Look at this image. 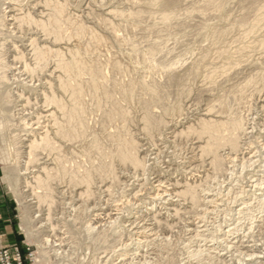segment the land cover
Listing matches in <instances>:
<instances>
[{
  "label": "bare ground",
  "instance_id": "6f19581e",
  "mask_svg": "<svg viewBox=\"0 0 264 264\" xmlns=\"http://www.w3.org/2000/svg\"><path fill=\"white\" fill-rule=\"evenodd\" d=\"M107 1L110 2L115 0ZM117 1L119 2V0ZM222 1L215 5V7L224 9L228 0L226 2ZM101 2L99 3L101 4ZM126 3L129 4V7L127 6L121 9L113 6L108 12L96 14V16L93 15L95 12L93 14L91 13L94 18L91 14L90 16L95 22H93V25L88 26L87 22L83 20L84 17L77 14L78 12H74V5L71 0H0V153L3 161L9 164V182L20 202V227L28 239H35L38 243H41L43 247L45 244L49 246L50 242L48 238L43 240V236L41 235L42 232H38L40 227H38V225H41L39 224L41 220H38L35 214L36 211H38L37 213L42 212V208L47 207V215L49 218L51 217V213L54 212L52 209L58 203L57 199L59 195L67 192L64 193L65 190H61L63 185L66 189L68 188L73 192L72 195L77 194L80 196L79 198L82 199V202L83 200L92 201L93 198H96V192L93 189L96 187L97 180L99 181L98 183L102 185L106 182L110 183L109 188L106 189L107 194H110L117 185L123 183L122 181V183H120L121 177L119 178L118 176L117 167L120 168L119 166H125L126 168L130 166L137 174L138 172H143L145 174L147 171V167H149L147 166V160L141 155L142 151H145V149L142 150L143 147L137 141V137L132 130V126L136 123L133 112L134 107L141 112L140 118L137 119V122H139L137 125H141L145 136L149 139L161 137L163 135L162 133L166 134L163 130L168 129L170 126V121L168 122L167 120L168 117L171 116L172 118L183 110L182 106L184 105H182V99L186 96V92L183 90V84L184 82L186 83L185 78L187 76L185 75L189 74L186 71V73H183L184 75L181 76L178 70L185 64L184 62H186L185 59L187 55H189L190 49L188 48V44L187 46L184 45L185 47H182L184 49H181L182 52L179 51L181 54L179 55V52L177 53L179 57L175 58V54L173 55L172 51L173 48L171 49L167 46V39L171 37L170 40H172L173 37H176L175 39L178 40L175 41V44L183 45L184 43L180 42L189 35H193L200 40L207 38L208 28L206 23H204L205 21L201 20L203 19V12L199 11V15H195L193 10L190 11L187 9L186 11L185 8V12H182V0H127ZM212 4H214V1L206 0L199 8L207 10L209 7L212 8ZM103 5H101V7H104ZM108 5H110V3ZM194 7L195 6H193V8ZM242 8L251 13V16L247 18L243 17L238 21V24L242 28L249 27L247 31L251 35L255 27L257 28L261 24H264V0L244 1ZM90 16L88 14V17ZM11 26H15L12 28H16L21 34L25 35L22 37L23 42L27 43L25 45L23 44L24 48L21 47V49L15 44V42L17 43L19 40L17 41V38H15V31L10 29ZM201 26L205 28L201 29ZM11 43L14 44L10 45ZM258 45L260 48L264 47V39ZM171 46L173 45L171 44ZM10 47H14V51H12L13 49ZM173 47L175 49V46ZM11 51L15 54H13V61L9 60ZM202 59L204 60V58ZM202 59L200 58V60ZM200 60H198V62ZM16 63H21V66H23V71H19V74H17L18 72L14 73L17 71L15 67ZM196 65L198 68V63ZM262 65L264 66V64ZM194 66L192 67L191 65L190 68H195ZM195 70L196 68L194 71L190 70L193 77L196 76ZM155 71H159V73L164 72L165 76L162 79L159 78V76L157 78L156 75H152V72ZM256 71H258V69L253 73ZM25 74L33 78L36 76H39L37 78H41L40 75H45L46 77L43 78L42 76L43 80L39 79L40 82L44 81L43 83L41 82L42 86L39 87L38 84L36 85L38 86L37 88H31V85H27V83H25L26 81L23 82L21 79L22 77H20ZM254 76L253 78H251L252 75L250 77L252 82H254ZM176 87L179 89L181 87L182 89L178 92H173V89L176 90ZM27 94H30V96ZM233 95L234 94L226 93L221 98L214 101L212 105L207 108L208 110L206 109L207 113L204 117L199 120L197 119L196 121L198 122L192 125L187 123L189 126L187 125V127L183 128L178 133L180 138L185 137L189 139L193 137L202 143V145L200 144L201 146L198 147L201 152L200 157L201 159L209 157V164L215 176L224 173L226 175V173L230 172L228 167L230 166L232 158L230 159V157H228L230 155L225 156L222 152H225L223 151L225 149H229L231 152L240 151L242 147L241 143L243 142H241V138L246 136L249 128L246 125L248 123H245L248 119H244L238 107L235 106ZM32 96L36 97V105L43 102V107L46 108V110L42 111L44 113L34 111L36 116L33 115L35 117L32 116L33 118H31L33 123L29 121L30 124L28 122H22L20 125L16 124L15 122L17 120H15L13 114L14 109L16 110V108L19 107V101L29 105L33 99ZM234 106L236 108H234ZM27 107L28 106H24V108ZM261 107H263V104ZM28 108L30 109V107ZM262 109L264 111V108ZM26 120L27 119H25V121ZM35 120L36 122H34ZM188 120L190 122V119ZM22 124H24V126ZM178 124L180 125L179 121ZM12 127H16V129H11ZM171 128L173 129V127ZM250 133H248V135ZM12 134L15 136H12ZM175 136H177V134H175ZM173 138L177 140L174 136ZM245 138L246 137L243 139ZM261 157L263 158V156ZM234 158L233 161H235ZM258 161L260 160L258 159ZM248 163H250V167L252 161ZM244 165L248 164L246 163ZM247 167L248 166H246V168ZM232 173L230 174L232 175ZM6 176H8L7 168ZM214 178L216 179V177ZM124 186L123 183V187ZM200 186L201 185L197 183H186L175 193L177 197L190 203V209L194 211H190V214L195 213V210L196 213L198 211L200 212L202 206H204V210L209 209V207L205 209V206L210 204L211 207L213 206V199L209 200L206 194L203 196L204 194H201L203 191L199 190ZM202 186L206 187V185L204 186V182ZM257 186L258 185H256V187ZM204 189L205 188H203V190ZM261 189L263 190V188ZM77 190H79V192ZM29 198L32 199L28 200ZM257 202L260 205V209L263 211L264 194L261 198L257 199ZM248 207L250 206L248 205ZM80 208L81 207H79V209ZM178 211L177 209L175 212L176 216L179 215ZM100 216L101 215L96 214V218L94 217L95 219L92 220L94 221L93 223L89 219L86 220V235L94 239L92 241L96 249H102L105 244L103 245L101 241L108 239L107 234H104L102 231L96 232V229L99 228L94 224L98 223L97 218ZM82 218L86 219V217ZM87 218H90V216ZM115 227L119 228L118 226ZM115 227V231L118 230ZM124 228L125 227H123V230ZM103 229L105 230V228ZM220 230L221 229H219V231ZM121 231H119V233ZM116 232L118 233V231ZM216 233H218V231ZM232 233L233 231H230V234ZM129 234L128 232V235ZM213 234L210 236H213ZM217 236L218 235H216V237ZM202 238L204 239L206 237ZM130 239L133 238L130 237ZM206 239L210 240L208 238ZM217 239H215V241ZM29 242L31 243V241ZM260 242L261 244L259 245H261V249H258V251L257 249H255V251L253 249L250 254L247 253L249 255L240 252V256H237L239 258L238 261L236 258L231 259L232 256H230V258L228 256V260H234L238 264H246L249 261H253V264H264V238ZM221 243L224 242L222 241ZM62 244H64V242H62ZM77 245L80 246L79 244ZM59 246L61 245L59 244ZM128 246L131 247L129 244ZM257 246H254V248ZM43 247L41 246V253L39 252L40 256L38 261L41 263L48 262L47 256L49 255L47 253L48 251ZM60 248L54 249L53 247L54 250H51L54 255L68 253V251L64 249V252H60ZM230 248L231 246L228 250H230ZM241 249H244V247ZM209 252H207V254ZM197 253L195 256L200 254ZM203 255H205V253ZM218 257H222V255ZM245 257L247 259H245ZM2 258L3 256L1 255V262ZM228 260L223 261L221 264H231Z\"/></svg>",
  "mask_w": 264,
  "mask_h": 264
},
{
  "label": "rangeland",
  "instance_id": "374dc122",
  "mask_svg": "<svg viewBox=\"0 0 264 264\" xmlns=\"http://www.w3.org/2000/svg\"><path fill=\"white\" fill-rule=\"evenodd\" d=\"M101 1L102 0H80V1L71 0V2H73L74 5L73 6L74 12L76 13L78 12L77 14L83 16L84 17L83 20L87 22L88 26L93 25V22H95L93 21L94 20L93 15L96 16V14H101L104 12L106 13V11L108 12V10H110L113 6L121 9L127 6L129 7V4L126 3L127 0H119V2L117 0H115L116 2L115 1L108 2L107 0H103L102 2ZM204 1L206 0H184V1L182 0L183 6H181V10L182 12H185V9L186 11L187 9L190 11L193 10V13L195 15H199V11L203 12V19L201 20L205 21L204 23H206V26L208 28L207 38H205L204 40H200L198 38H195L193 35H189L188 37L183 38L182 41L180 42V43L183 42L184 43L183 45L175 44L176 43L175 41L178 40L175 39L176 37L175 38L173 37L172 40H170L171 37L167 39L168 42L167 46L170 47L171 49L173 48L172 51H173V55L175 54L174 55L175 58L179 57L177 55L181 54L179 51L182 52L181 49H184L182 48L184 45L187 46L188 44L189 45L188 48L190 49V53L189 55H187V58L185 59L186 61L184 62L185 64L183 63L184 65H182L178 70L181 76H183L186 73V71L189 74V75H185L187 76L185 78L186 83L184 82L183 84V90L186 92V96H184L182 99V103H183L182 105H184L182 106V108L185 112L182 110L181 113L174 115V117L172 118L171 116L168 117L167 120L168 122L170 121L169 125L173 127V129L169 126L168 129L165 128L166 130H163V132L165 131L166 134L162 133L163 135L161 137H156L155 139H149L148 137L145 136L141 128V125L139 126L137 125L139 124V122H137V119L140 118L141 112H139L140 110L134 107L133 112L136 118V123L132 126V130L135 136L137 137V141L140 143V145H142L143 147L142 150L145 149V151H142L141 155L144 156L147 160L148 163L147 166H149L147 167L148 168L147 171L145 172V174L143 172L142 173L138 172L137 174L130 166H127L126 168L125 166H119L120 168L117 167L118 169L117 172L119 173L118 176L119 178L121 177L120 183L123 182L125 186L123 187V183L119 184L117 185L118 187L116 186L115 188H113L114 190L110 194H107L106 189L109 188L110 183L106 182L102 185L98 183L99 182L98 180L97 181L95 180L96 187H94L93 190L96 192V198L95 199L93 198L92 201L83 200L84 203L82 202V199L79 198L80 196H78L77 194L72 195L73 192H71L68 188L66 189V187L63 185L61 190L62 189H63L62 191L65 190L64 193L66 191L67 192L65 194L59 195V198L57 199L58 201L57 204H59L60 206L56 204L53 207L52 210L54 212L52 211L53 213H51V217L49 218L47 215L48 214V210H46L47 207H43L42 212L37 213L38 211H36L35 214L36 218L38 217V220L39 219L41 220V223H39L41 225H38V227L40 226L38 232L40 233L42 232L41 235L43 236V240H45V238L46 239L48 238L50 242L49 246L48 244L43 243L45 244L43 247V245H41V243H38L35 239H28V237L20 227V221H21L20 202L9 182V175H10L8 172L9 164L3 161V158L0 153V256L1 255L3 256L2 262L4 264H50V263L51 264H57V263L58 264H146V263L147 264H221L223 261L228 260V256L229 258L230 256H232L231 259L236 258V260L238 261L239 258L237 256H240L239 255L240 252H242L243 254L245 253L250 254V252L253 249L254 251L255 249H257V251L258 249H261V245L259 244H261L260 241L263 240L264 238V233H263L264 209L263 211L260 209V205L258 204L257 199L261 198L262 195L264 194V164H263L264 163V159H263L264 158V146H263L264 145V111L262 109L264 108V91H263L264 66L262 65L264 64V47L260 48L258 44L261 43L264 39V27H263L264 24H261L257 28L255 27L254 32L251 35L247 31L249 27L242 28L239 26L238 21H240V19H242L243 17L247 18L251 16V13H249L248 11L244 10V8H242L244 1L247 2L250 0H228V1L223 0L225 2L227 1L225 6L226 8L224 7V9L215 7V5H217L222 0H212L214 1V4H212V8L209 7L207 8V10L199 8ZM99 2H101V4ZM107 3L108 4L110 3V5H108ZM88 4H90L91 6ZM101 5H103L104 7H101ZM193 6L195 7L193 8ZM91 8L94 10H92ZM91 13L94 14L92 15ZM88 14L89 16L91 14L93 18L91 16L88 17ZM85 19H87L88 21ZM12 27L15 26H11L10 29L12 31H15L14 36L15 38H17V41L19 40L17 42L18 44L16 42L15 44L19 46V48L21 47L24 48L23 44L25 45L27 43L23 42L22 37L25 35L21 34L19 30H17L16 28L14 29ZM204 28H205L204 26H201V29ZM16 36H18L19 39ZM13 44L14 43H11L10 45ZM171 44L175 46V49L173 46H171ZM10 48L13 49L12 51H14V47L13 48L10 47ZM12 51L10 53L11 57L9 60L13 61L15 54ZM200 58L201 59L204 58V60L203 59L200 60ZM198 60L200 61L198 62ZM197 63L199 66L198 68L196 65ZM21 65H22L21 63L20 64L16 63L15 67L17 68V71L14 70L15 71L14 73L18 72L17 74H19V71L20 72L23 71V66ZM191 65L192 67L196 65L194 67L196 68L195 72L197 77L196 76L193 77L191 75L190 70L194 71L195 69V68H190ZM257 69L258 71L253 73ZM155 72H152V75H156L157 78L159 76V78L162 79L165 76L164 72L163 73L161 72L159 73V71H155ZM253 74L256 75L254 76ZM40 76L41 78H37L39 76L33 78L31 76H26L25 74L20 77H22L21 79L23 80V82L26 81L25 83H27V85H31V88L32 87L37 88L38 86L39 87L42 86L41 82L42 83L44 82V81L40 82L39 79L43 80V78L46 77L45 75H40ZM253 76H254L253 79L254 82H252L250 79V77L253 78ZM31 79H36V80H31ZM37 80L40 83H38ZM181 87L180 89H182ZM180 89L176 87V90L173 89V92L175 91L178 92ZM223 93L234 94L233 95L234 96L233 99L235 100L234 104L236 107H238V110L242 113L244 119L246 120L248 119V121L245 123H248L246 125L250 129L246 126L248 128V131L246 133V136L244 137H246L247 139L246 138H245L246 140L243 139L244 137L241 138V142L243 141L241 143L242 146L240 149L241 152L240 151L231 152L229 149H225L223 150L225 152H222V154H224L225 156L230 155L228 157H230V159L232 158L230 162V166L228 165L230 172L226 173V175L224 173L215 176L212 173L209 164L210 163L209 157L208 158L204 157L202 159L200 157L201 152L198 147L201 146L202 143H200V141H198L196 138L193 137L189 139L185 137L180 138L178 136V133L183 128L187 127L189 123H190L189 125H192L198 122L196 121L197 119L199 120L200 118L204 117V115L207 113L208 110L207 108H209L214 101L218 100L223 95H225ZM27 95L30 96V94ZM32 97L33 99L29 105H27L25 102L19 101V107H17L16 110L14 109L13 114L15 120H17L15 122L16 124L20 125V123L22 122L29 123V121L33 123V120H31V118L36 116L34 114V111L35 112L40 111L41 113L42 111L46 110V108L43 107V102L36 105L35 103L36 97L35 96ZM262 104L263 107H261ZM24 106L25 107L28 106L30 107V109L28 107L24 108ZM235 106L234 108H236ZM34 108L37 110H35ZM25 119L27 120L25 121ZM188 119H190V122ZM178 121L180 125L178 124ZM34 122H36V120ZM22 125L24 126V124ZM14 128L16 129V127H12L11 129ZM248 133H250L249 134L250 136L248 135ZM175 134H177V136H175ZM15 135L12 134V136ZM173 136L177 138V140L174 139ZM261 156H263V158ZM233 158L236 162L233 161ZM258 159L261 162L258 161ZM249 161L250 162L252 161V165L253 164L254 165L253 166L251 165L249 167L250 164L248 163ZM246 163L248 165H244ZM246 166L248 167L246 168ZM5 167L7 168L8 176H6ZM230 173H232V175ZM213 176L216 177V179ZM206 179L208 183L206 182ZM203 182H204V186L206 185V187L202 186ZM186 183L187 184L197 183L198 185H201L199 187L200 188L199 190L203 191L201 192V194L202 195L204 194L203 196H205L206 194L209 200L213 199V203H212L213 206L211 207V204L205 206V209L209 207V209L207 210H204L203 209L204 206H202V208L200 207L202 211L200 210V208H199L200 212L198 211L200 214L198 212L196 213V210L195 213L190 214V211L194 212L193 209L192 210L190 209L191 208L190 203L182 198L177 197L175 194ZM256 185L258 186L256 187ZM252 186L255 187L256 189L253 188ZM203 188L205 189L203 190ZM261 188H263V190ZM79 190L77 191L79 192ZM30 199L32 198H29L28 200ZM248 205L250 207H248ZM79 207L81 208L79 209ZM177 209L179 210L178 216L175 215ZM203 213L205 216L203 215ZM96 214L101 215L100 217L97 218L98 223L94 224L95 226L97 225V228L100 229V230L96 229L97 230L96 232L102 231L104 234H107V238H108L107 240L101 241V243L103 242L102 243L103 245L105 244L104 246L102 245L103 247L101 246L102 249L99 248L96 249L92 241L94 239L87 237L88 236L86 235L87 232H85L87 225L86 220L89 219L93 223L94 221L92 220L96 218ZM89 216L91 219L87 218ZM82 217H86V219H83ZM114 222L116 223L118 222V223L116 224ZM113 223L115 226H118L119 228L115 227ZM114 227L118 229L116 230L118 231V233L115 231ZM123 227H125L124 230ZM103 228H105V230ZM219 229L221 230L219 231ZM121 230L123 231L124 235ZM119 231L121 232L119 233ZM217 231L218 233H216ZM230 231L231 232L233 231V233L230 234ZM128 232L130 233L129 235ZM113 233L115 237L113 236ZM212 234L213 236H210ZM215 234L218 236L216 237ZM201 236L210 239L211 242L213 240L214 241L211 243L210 240H207L206 238L203 239ZM130 237L133 239H130ZM215 239L217 240L215 241ZM220 240L221 242L223 241L224 243H221ZM29 241H31V243ZM62 242H64V244H62ZM76 243L79 244L80 246H78ZM57 244L58 246L59 244L61 246L58 247ZM128 244L131 245V247L128 246ZM40 245L48 251V252L46 251L49 254L47 256L48 262L41 263L40 261H38L41 253ZM228 246L229 247L231 246L230 250H228L229 249ZM254 246L257 247L254 248ZM53 247L54 249L56 248L58 249L61 247L60 252L61 251L64 252L65 250L68 251V253H66L67 255L62 253L63 256L62 254L54 255L52 252V250H54ZM243 247L244 249H241ZM195 250L201 255L199 254L198 256H195L197 253ZM208 250L211 251L209 252ZM206 251L209 253L207 254ZM221 252L224 254H222ZM204 253L205 255H203ZM221 255L222 257H218ZM206 256H208L209 258ZM199 258L201 261L199 260ZM231 259L228 260L231 264L234 263L238 264L236 261ZM245 259L247 258L245 257ZM2 262L0 260V264H3ZM246 264H253V261H249Z\"/></svg>",
  "mask_w": 264,
  "mask_h": 264
}]
</instances>
